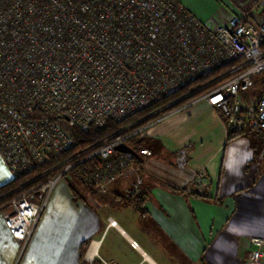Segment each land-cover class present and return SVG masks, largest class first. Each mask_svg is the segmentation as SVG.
I'll list each match as a JSON object with an SVG mask.
<instances>
[{"label": "built area", "instance_id": "2783aa9c", "mask_svg": "<svg viewBox=\"0 0 264 264\" xmlns=\"http://www.w3.org/2000/svg\"><path fill=\"white\" fill-rule=\"evenodd\" d=\"M215 74L212 82H198ZM263 75L264 23L250 13L213 28L177 0H0V155L11 181H18L75 149L71 132L55 119L69 127L101 128L186 89L179 101L205 92L171 114L206 102L229 132L264 134V79L256 85ZM145 129L76 153L19 188L24 191L10 202L5 220L19 243L15 264L56 187L76 165L103 161L86 178L95 191L106 194L130 171L138 175L133 192L140 190V168L116 147L142 137ZM141 155L151 152L143 149ZM64 164L61 174L47 178ZM250 243L245 264H264V238L251 237Z\"/></svg>", "mask_w": 264, "mask_h": 264}, {"label": "crops", "instance_id": "0c3cea01", "mask_svg": "<svg viewBox=\"0 0 264 264\" xmlns=\"http://www.w3.org/2000/svg\"><path fill=\"white\" fill-rule=\"evenodd\" d=\"M177 1L213 28L243 13L264 23V0ZM142 137L151 155L136 164L140 190L133 192V171L106 194L85 189L78 201L61 181L19 264H245L250 238H264V135L229 141L220 113L199 102ZM198 180L210 199L192 195ZM9 182L0 155V187ZM131 196L140 205L130 204ZM8 215H0V264H15L19 252Z\"/></svg>", "mask_w": 264, "mask_h": 264}, {"label": "trees", "instance_id": "16d2710c", "mask_svg": "<svg viewBox=\"0 0 264 264\" xmlns=\"http://www.w3.org/2000/svg\"><path fill=\"white\" fill-rule=\"evenodd\" d=\"M217 77H218V74L207 76V77L201 78L198 82L200 84L209 83V82L214 81ZM230 78L231 76H227L224 79V81L229 80ZM263 79H264V75L257 78L256 85L258 86V88L262 85ZM188 92L189 91L187 89L183 90L171 97L165 98L162 102L157 103L147 108L146 110H143L141 112L134 114L133 116H131L130 118L126 119L123 122H117V121L111 120L108 122L106 126L101 127V128L94 127V126H91L88 129H82L79 127H69L66 122L59 120L58 118L55 119V121H59L64 127L69 129V131L71 132L76 142L75 149L70 152L65 153L59 160L49 165L48 167L40 168L38 171H36L35 173L31 175H27L18 181H11L1 186L0 187V213L4 211L6 206H9L10 202L18 198L19 196H21V194L24 191V188L23 189H19V188L23 186L25 182L29 181V179L32 178L36 173L46 171L56 165L62 164L67 159H70L71 157H73L76 153L86 152L90 149L99 148L107 142L118 140L126 135H129L131 133L147 128L154 122H157L159 119L171 114L172 112L176 111L177 109L184 106L185 104L198 98L200 95H202L205 92V90L179 101ZM170 104L172 105L170 106ZM246 133L247 132L234 133L230 131L229 141H232L239 137H243L245 136ZM259 134H262V133H259ZM128 143L131 146V148L139 154L140 158L134 159V162L139 167H141L143 163L141 151L144 149V147H146V139L144 137L137 136L131 139ZM76 161L77 160H73L69 163L73 164ZM68 164H64L61 167H58L56 170L52 171L47 178L48 179L56 178L59 174L63 172V170L67 167ZM102 164H103V161L99 158H96L91 161L84 162L83 164L76 165L70 170L69 175L65 176L75 200L78 201L82 199V193L80 192V190L76 188L75 185L79 184L82 187H85L86 189L94 191L86 183V178L90 176L94 171L99 169ZM140 172H142V169L140 170ZM199 184H201L200 180H198L197 182V185ZM177 191L181 194L189 193L188 190H185V189L177 190ZM97 194H100V192L97 191ZM192 195L195 197L201 198V199H210L206 188L202 192H194L192 193ZM137 199H139V197L131 196L129 198V203L132 204L133 202V203L140 205L139 202H134V201H137ZM85 249H86V244H83L81 248L82 255H84ZM95 264H99V263H95Z\"/></svg>", "mask_w": 264, "mask_h": 264}, {"label": "water", "instance_id": "95a60500", "mask_svg": "<svg viewBox=\"0 0 264 264\" xmlns=\"http://www.w3.org/2000/svg\"><path fill=\"white\" fill-rule=\"evenodd\" d=\"M65 120L68 121L67 118ZM116 150H117V152H119L121 154H125L126 156H128L131 159H139L140 158L139 154L127 144L118 145L116 147Z\"/></svg>", "mask_w": 264, "mask_h": 264}, {"label": "rangeland", "instance_id": "374dc122", "mask_svg": "<svg viewBox=\"0 0 264 264\" xmlns=\"http://www.w3.org/2000/svg\"><path fill=\"white\" fill-rule=\"evenodd\" d=\"M154 123H159V120L157 121V122H154ZM153 123V124H154ZM152 125V124H151ZM150 125V126H151ZM150 126H148L145 130H144V133L150 128ZM152 127V126H151ZM62 182H64V183H68L67 182V179L66 178H64L63 180H62ZM76 186V188L78 189V190H80L81 191V193H83V192H85V187H82L81 185H75ZM8 215V214H11L12 213V209H11V207L10 206H6L5 207V209H4V211H2L1 213H0V215H2V216H5L6 214Z\"/></svg>", "mask_w": 264, "mask_h": 264}]
</instances>
